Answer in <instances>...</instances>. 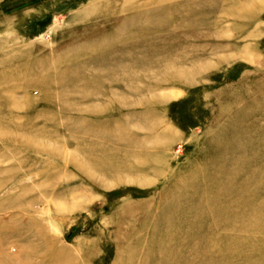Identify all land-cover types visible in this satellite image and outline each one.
<instances>
[{"label":"rangeland","instance_id":"obj_1","mask_svg":"<svg viewBox=\"0 0 264 264\" xmlns=\"http://www.w3.org/2000/svg\"><path fill=\"white\" fill-rule=\"evenodd\" d=\"M0 264H264V0H0Z\"/></svg>","mask_w":264,"mask_h":264}]
</instances>
